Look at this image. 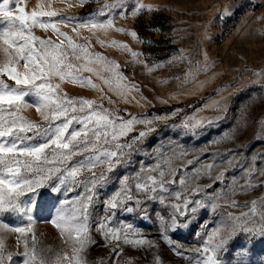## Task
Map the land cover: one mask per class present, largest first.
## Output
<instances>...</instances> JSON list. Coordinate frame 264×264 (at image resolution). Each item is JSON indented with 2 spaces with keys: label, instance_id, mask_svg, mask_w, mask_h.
<instances>
[{
  "label": "snow or ice",
  "instance_id": "1",
  "mask_svg": "<svg viewBox=\"0 0 264 264\" xmlns=\"http://www.w3.org/2000/svg\"><path fill=\"white\" fill-rule=\"evenodd\" d=\"M89 2L79 0L81 6ZM10 3L11 0L0 3V18L6 23L0 29V53L4 57L0 61V217L14 214L26 222L11 228L13 233L19 234L16 237L18 244L23 237L24 264H46L34 244L30 247L28 238L24 236L32 231L36 218L50 221L62 235L67 236L74 254L70 264H87L82 254L93 245L111 247L109 264L114 260L118 264L124 245L133 249L154 250L152 264H164L160 255L161 242L174 255L186 259L188 264H193V260L195 264H255L250 259L248 244L254 241L264 244V213L259 214L258 221L254 218L256 201L251 202L250 212L236 213L227 209L247 206V202L241 205L234 198L238 193L264 187V182L253 183L254 179L264 177V157L260 158L259 167L255 155L248 160L247 167L240 165L245 179L241 185L238 183L241 177L226 176L228 170L238 163L237 156L231 152L217 164L215 154L212 163L195 155L187 159L189 150L172 139L167 145L162 140L148 144L160 122L176 117L182 109L177 108L163 115L125 116L120 114L119 109L105 107L102 102L68 97L60 89V83H53L54 80L67 79L82 86L90 85L102 93L109 105L115 101L104 93L103 86L93 83L91 77L82 76V72H94L109 91H114L125 100L132 91L140 92L139 87L131 82L120 84L127 78L118 71L119 65L115 61L108 60L101 53L90 52L87 42L78 43L72 35L58 27L59 24H74L72 32L76 36L81 34V29H88L89 32L98 30L105 34L111 29L129 32V29L115 27L112 15L116 9H121L120 14L124 15L123 10L133 0H112L90 13L88 18L61 16L44 5L29 13L21 6L20 0H16L13 10ZM144 11H160V8L135 0L130 14L136 17ZM103 13H107L106 18L97 19ZM37 24L41 29H52L59 42L36 37L32 30ZM148 30L156 31L157 28L150 25ZM130 35L139 37L136 30H131ZM98 42L129 51L134 62L144 64L149 74L163 63L153 61L148 65L147 60L140 57H151V53L134 51L124 42L99 38ZM140 42L150 47L154 45L147 38ZM169 56L174 64H187L183 72L185 83L194 81L199 87L205 85L207 81H199L197 77L214 66L206 50L200 51L199 59H194L183 49ZM20 61H24L23 72L18 70ZM93 64L102 65L104 73L109 75L97 71L91 66ZM253 75L256 79L251 83L264 88V69L254 71ZM9 80L14 83H9ZM114 82L116 87H113ZM166 82L159 81L161 84ZM30 94L37 98L34 105L25 99ZM157 99L168 103L166 99ZM33 106L44 123L22 115L24 109ZM204 122V118L195 115L185 116L170 127L181 135H195L196 129ZM249 123L245 111L237 127L247 128ZM258 123L264 128V117L259 118ZM140 125L143 127L139 128ZM29 132L32 135H28ZM199 151L203 154L205 149ZM74 157L80 158L74 160ZM149 157L154 163L145 165L144 160ZM137 164L139 168L135 172L128 171ZM189 165H193L190 171ZM119 170L124 171L121 173ZM213 170H216L214 176ZM205 177L211 183H199ZM216 182H219L218 187H214ZM69 192L75 193L70 200L67 198ZM98 205H102L103 214L93 215ZM199 209L206 213H218L221 220L202 240L200 247L186 252L173 237L179 229L191 223L190 214ZM118 213L138 218V222L154 223L159 229V239H149L140 227L127 220H119ZM0 226L9 228L2 220ZM93 232L101 236L102 242L96 240ZM195 235L199 237L200 233ZM222 256L229 259L225 261ZM65 258L66 253L64 257L58 256L55 264H62ZM8 259H11V254ZM132 260L130 257L126 264H132ZM3 261L4 243L0 237V264ZM94 264H105V260L100 258Z\"/></svg>",
  "mask_w": 264,
  "mask_h": 264
},
{
  "label": "rangeland",
  "instance_id": "2",
  "mask_svg": "<svg viewBox=\"0 0 264 264\" xmlns=\"http://www.w3.org/2000/svg\"><path fill=\"white\" fill-rule=\"evenodd\" d=\"M2 2L3 0H0V3ZM111 2L112 0H90L89 3L81 6L79 0H20L21 6L25 7L29 13L39 10L40 6L44 5L46 8L56 10L61 16L80 18H88L90 13ZM15 3L16 0H11L9 5L13 10H15ZM134 3L135 0L123 10L124 15L120 14L121 9H116L112 15L115 27L129 29V32H117L111 29L105 34L98 30L89 32L88 29H81V34L76 36L72 32L74 24H59L58 27L61 31L72 35L78 43L87 42L90 45V52L101 53L108 60L115 61L119 65L118 71L127 78V81L121 80L120 84L131 82L139 87V93L132 91L125 100L114 91H109L108 86L103 85L94 72L87 71L82 72V76L91 77L93 83L101 84L104 93L115 101L114 104L109 105L107 100L103 99L102 93L90 85L82 86L67 79L54 80L53 83H60V89L68 97L96 100L102 102L105 107L119 109L120 114L125 116L128 114L163 115L177 108L182 109L176 117L160 122L157 131L149 138L148 144H155L158 140H162L167 145L168 140L172 139L189 150L190 154L187 159H192L195 155L200 156L205 162L212 163L213 154H215L217 164L226 159L231 152L237 156L238 163L235 168L228 170L226 176H239L241 178L238 183L244 184L243 169L240 165L247 167L248 160L255 155L259 167L260 158L264 157V128H261L258 123L259 118L264 117V88L251 83L256 79L253 72L264 69V19H261L264 15V0H142V3L146 5L158 6L160 11H144L142 15L136 17L130 14ZM106 16L107 13H103L97 19L103 20ZM150 25L156 26L157 30L149 31ZM5 26L6 23L0 18V29ZM131 30H136L139 37L133 38L130 35ZM32 31L36 37L59 42V37L52 29H41L37 24ZM98 38L104 41L124 42L134 51L151 53V57H140L141 60L146 59L148 65H151L153 61H163V63L159 69L149 74L144 64L134 62L129 51H124L110 43L101 45ZM144 38L153 41L154 45L150 47L146 43H141L140 40ZM36 46L39 48V43ZM180 49L185 50V53L194 59L200 58L199 53L202 49L208 52L214 66L206 74L201 73L197 77L199 81H207L203 87H199L194 81L185 83L183 72L187 64H174L171 61L169 54L177 53ZM3 59V54L0 53V61ZM23 64L24 61H20L18 65V70L21 72L25 70ZM91 66L102 74L109 75L104 73L102 65L93 64ZM160 80L167 82L161 84ZM8 82L14 83L10 80ZM113 87H116L115 82ZM173 94H176V98H173ZM142 97L147 99H142ZM157 97L168 100V103H161ZM25 99L33 105L37 100L31 94ZM245 111L249 116V126L238 128V122ZM22 115L30 120L44 123L34 106L24 109ZM193 115L197 118H204L205 121L203 126L196 129L195 135L191 133L181 135L179 131L171 129L170 125L178 124L185 116ZM138 127L142 128L143 125ZM28 135L32 133L29 132ZM213 141L217 142L213 143ZM200 149H205L203 154L200 153ZM79 158L74 157L73 159ZM144 163L148 165L154 161L149 157L144 160ZM192 167L193 165H189L188 170L190 171ZM138 168L139 164L128 171L135 172ZM119 171L122 173L124 170ZM215 174L216 170H213V176ZM261 182H264V177L253 180L255 184ZM199 183L208 184L211 180L205 177ZM218 186L219 182H216L214 187ZM74 195V192H69L67 198L70 200ZM234 198L241 205L247 202V206L229 208L228 211L250 212L251 202L256 201L254 218L258 221L259 214L264 213V187L238 193ZM97 214H103L102 205H98L93 210V215ZM117 215L119 220H127L143 229L149 239H159V229L154 223L138 222V218L126 217L119 213ZM190 215L191 223L179 229L173 237L180 242L186 252L193 247H200L202 240L213 227L218 226L221 220L218 213H206L203 209ZM0 220L9 225V228L0 226V237L3 238L4 243L3 264H24L23 237L18 244L16 237L19 234L13 233L11 228L22 226L26 222L14 214H5L0 217ZM180 220L183 222L184 218L181 217ZM197 232L200 233L199 237L195 235ZM92 234L98 242H102L100 235L95 232ZM24 236L28 238L30 247L34 244L38 255L45 259L46 264H55L56 258L64 257L65 253L67 258L62 260V264H70L74 255L72 244L67 236L62 235L60 229L50 221L36 218L32 224V231L26 232ZM123 248V254L118 257V264H126L130 257L133 258L132 264H152L154 250L133 249L127 245ZM161 249L160 255L164 264H188L186 259L174 255L163 242H161ZM248 249L251 254L250 259L255 264L264 261V244L259 241L249 242ZM9 254H11L10 260L8 259ZM111 255L110 246L100 247L98 245L90 246L82 254L87 264H94L100 258H104L105 264H109ZM192 255L197 254L192 253ZM222 258L225 261L229 259L227 256H222ZM112 264H117V261H112ZM193 264H195L194 260Z\"/></svg>",
  "mask_w": 264,
  "mask_h": 264
}]
</instances>
